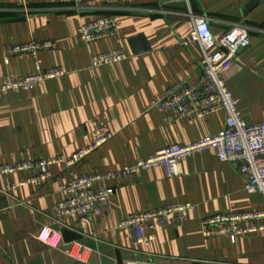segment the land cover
<instances>
[{"label":"crops","instance_id":"crops-1","mask_svg":"<svg viewBox=\"0 0 264 264\" xmlns=\"http://www.w3.org/2000/svg\"><path fill=\"white\" fill-rule=\"evenodd\" d=\"M114 12L118 35L85 44L79 27L104 14V9L76 10L74 0H0V86L7 76L38 69H64L61 77L0 98V164L70 156L90 143L99 125L113 136L99 149L67 170L51 167L52 178L40 188L19 185L36 171L0 176V264H123L160 261L169 264H264V229L240 236H205L203 218L264 208L258 193L245 190L236 166L221 161L215 149L181 160V174L170 177L163 166L121 181L112 189L103 217H63L56 204L67 197L61 186L91 172L106 173L174 144L186 145L217 134L225 125L223 111L184 123L156 107L163 92L179 80L201 76V51L184 45L192 16H207L214 31L243 22L251 44L239 49L226 82L239 100L248 124L264 121V0H126ZM143 35L150 48L135 51L131 41ZM54 46L34 57L7 56V47L31 41ZM140 46L143 45L139 41ZM124 49L130 58L93 67L92 56ZM15 189L4 193L9 184ZM168 203H192L186 220L159 227L155 239L134 244L131 230L119 228L130 214ZM1 205V203H0ZM264 222V221H263ZM49 227L69 228L92 249L88 263L77 261L36 238Z\"/></svg>","mask_w":264,"mask_h":264},{"label":"built area","instance_id":"built-area-1","mask_svg":"<svg viewBox=\"0 0 264 264\" xmlns=\"http://www.w3.org/2000/svg\"><path fill=\"white\" fill-rule=\"evenodd\" d=\"M78 12L104 9L106 12L96 19L84 23L78 33L83 43L89 44L118 35L119 25L114 12L123 8L126 0H74ZM192 30L184 39V45L197 44L201 51L199 66L201 76L191 83L179 80L169 86L156 103V107L181 123L201 120L223 111L225 125L217 134L206 136L186 145L174 144L139 159L133 165L106 173L91 172L61 186L67 197L56 204L55 210L63 217H103L110 205L112 189L105 183L121 181L137 176L146 169L163 166L170 177L179 176L181 160L197 151L213 148L221 161L236 166L245 180L248 193H258L264 200V121L248 124L239 111V100L226 82V73L236 60L241 48L251 44L250 28L243 22H235L227 29L214 31L209 17L192 16ZM52 41H31L7 47V56L30 53L37 57L42 50L52 48ZM130 58L124 49L98 53L92 56L91 65L98 67L117 63ZM64 69L54 67L38 69L35 73L22 76H7L0 86V98L7 92L29 90L46 80L61 77ZM113 134L103 125L93 132V139L86 146L70 156L57 155L37 160L14 161L0 164V176L36 171L25 176L19 185L40 188L52 178L51 167L56 164L70 170L79 162L104 145ZM16 183L8 185L4 193L17 188ZM196 210L192 203H168L153 209L137 211L119 222L122 230H131L134 244L147 243L156 237L159 227L169 226L188 218ZM264 208L253 211L219 213L207 216L201 221L205 236H228L233 242L240 236L264 229ZM36 238L65 255L88 263L92 249L80 241L65 242L60 231L43 227ZM123 264H169L160 261H125Z\"/></svg>","mask_w":264,"mask_h":264},{"label":"water","instance_id":"water-1","mask_svg":"<svg viewBox=\"0 0 264 264\" xmlns=\"http://www.w3.org/2000/svg\"><path fill=\"white\" fill-rule=\"evenodd\" d=\"M161 2H166V1H170V0H160ZM139 41L143 42V45L140 46L138 44ZM131 44L134 48L135 51H141V50H148L150 48L147 40L145 39V37L143 35H140L137 38H134V40L131 41ZM0 206H7L8 204V200L7 197L4 195H0ZM63 238L65 240V242L69 243V242H73V241H77L80 239V235L74 231H72L69 228H63L61 231Z\"/></svg>","mask_w":264,"mask_h":264}]
</instances>
